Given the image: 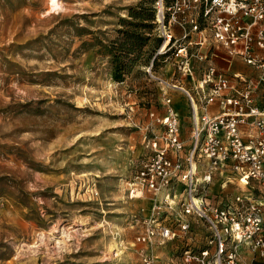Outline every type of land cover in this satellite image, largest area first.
Returning <instances> with one entry per match:
<instances>
[{"label": "rangeland", "instance_id": "1", "mask_svg": "<svg viewBox=\"0 0 264 264\" xmlns=\"http://www.w3.org/2000/svg\"><path fill=\"white\" fill-rule=\"evenodd\" d=\"M153 18V0H0V264H183L200 245L192 230L135 242L152 208L129 191L160 131L149 114L181 100L161 83L179 76Z\"/></svg>", "mask_w": 264, "mask_h": 264}, {"label": "built area", "instance_id": "2", "mask_svg": "<svg viewBox=\"0 0 264 264\" xmlns=\"http://www.w3.org/2000/svg\"><path fill=\"white\" fill-rule=\"evenodd\" d=\"M153 8L157 55L179 76L161 83L186 98L191 130L182 135L165 93L163 113L149 114L160 131L143 137L146 154L129 182L152 200L135 242L163 245L192 230L200 245L182 252L183 264H264V100L256 94L264 85V0H154ZM237 62L255 74L234 70Z\"/></svg>", "mask_w": 264, "mask_h": 264}, {"label": "crops", "instance_id": "3", "mask_svg": "<svg viewBox=\"0 0 264 264\" xmlns=\"http://www.w3.org/2000/svg\"><path fill=\"white\" fill-rule=\"evenodd\" d=\"M215 63L217 64V65H224L223 64V62H220V61H215ZM234 70H236V71H239V72H242V73H244V74H246V75H254L255 74V72L252 70V68L250 67V66H247V65H245V64H243V63H240V62H237V64H236V66H235V68H234ZM184 85L186 86V87H189V85H187V84H185L184 83ZM262 87H264V85H261L260 86V88L258 89V91L256 92V94H257V96H258V98H259V100H261V101H263L264 100V91H261V88ZM174 92L172 93V95H173V99L175 100L176 99V97H178V99H181V100H179V101H177V104H178V106L179 107H177V106H175V104L173 103V105H174V107L177 109V111H178V114L180 115V119L182 120V122L184 121L183 119H184V115H183V113L185 112V107H186V103H185V106L182 104V99H185V98H183L184 97V95L180 92V91H178V90H173ZM182 105H183V107H182ZM184 110V111H183ZM213 111H216V108H213ZM189 118V117H188ZM190 119V118H189ZM202 230H204V227H202V226H200L199 225V229H198V231L199 232H201ZM197 236V235H196ZM197 238L199 239H196V241H200V239L202 240L203 238H202V236L199 234L198 236H197ZM244 264H246V262H244Z\"/></svg>", "mask_w": 264, "mask_h": 264}, {"label": "bare ground", "instance_id": "4", "mask_svg": "<svg viewBox=\"0 0 264 264\" xmlns=\"http://www.w3.org/2000/svg\"><path fill=\"white\" fill-rule=\"evenodd\" d=\"M58 4H59V0H50V7H51V9L57 7ZM175 106L179 107L177 103H175ZM150 213H151V206H150ZM150 213H149V214H150ZM121 246H122V244H121ZM114 247H115V246H113V248H114ZM115 248H116V247H115ZM118 249H119V248H118Z\"/></svg>", "mask_w": 264, "mask_h": 264}, {"label": "trees", "instance_id": "5", "mask_svg": "<svg viewBox=\"0 0 264 264\" xmlns=\"http://www.w3.org/2000/svg\"><path fill=\"white\" fill-rule=\"evenodd\" d=\"M154 1V0H153ZM153 11H154V8H153ZM153 19H155V12H154V18ZM158 46H159V44H160V39L158 38ZM162 58H164L163 56H161ZM116 77H119V76H116Z\"/></svg>", "mask_w": 264, "mask_h": 264}]
</instances>
